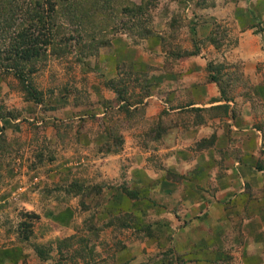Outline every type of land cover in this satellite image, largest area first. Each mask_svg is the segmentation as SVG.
<instances>
[{
  "label": "rangeland",
  "instance_id": "1",
  "mask_svg": "<svg viewBox=\"0 0 264 264\" xmlns=\"http://www.w3.org/2000/svg\"><path fill=\"white\" fill-rule=\"evenodd\" d=\"M130 3L142 6L134 16L137 25L147 18L152 34L145 38L134 37L126 21L134 19L119 12ZM83 5V22L59 15L40 32L50 39L29 74L41 95L38 103L24 100L9 67L5 47L13 26L0 32V105L17 114L0 131V264H264L263 251L250 254L261 257L259 263L246 258L248 241L231 243L221 259L209 258L191 241L192 226L202 225L200 214L216 210L208 206L216 178L190 176L195 153L184 139L196 124L193 135L210 139L212 125L229 123V116L208 113L202 125L190 115L192 84H212L221 102L230 99L228 111L240 106L241 119L258 124L264 136L258 88L264 81V0H107L96 16ZM98 39L109 43L96 48ZM119 78L118 86L134 98L126 108L108 86ZM159 115L167 127L153 139ZM114 125L122 126L116 130L120 150L98 153ZM167 171L177 180L165 179ZM73 179L82 187L101 185L100 192L83 199L70 194ZM243 191L249 192L246 186ZM88 220L97 225L94 233L84 226ZM68 236H74L72 245L58 247Z\"/></svg>",
  "mask_w": 264,
  "mask_h": 264
},
{
  "label": "crops",
  "instance_id": "2",
  "mask_svg": "<svg viewBox=\"0 0 264 264\" xmlns=\"http://www.w3.org/2000/svg\"><path fill=\"white\" fill-rule=\"evenodd\" d=\"M209 85L192 84L190 89H193V92L189 93L191 97H188V106L192 109L197 107L207 109L198 120L202 125L206 123L208 113L222 118L229 116V123L227 122L222 129H218L216 124L212 125L210 139L208 137L198 139V134L193 135L197 131V124L194 125L195 129L184 135V139L192 141L191 148L195 153L192 166L194 173L190 176L196 181L207 176L216 178V190L210 196L212 204L208 202V206L214 205L216 210L214 212L211 210L210 216L206 213L200 214L203 218L202 225L192 226L196 231L191 241L211 255L209 257L211 259L216 258L215 254L220 259L225 257L231 251L229 250L231 243L246 246L248 241L250 247L246 249L247 251L243 250V253L249 261L259 263L261 257L252 258L250 254L264 253V136L260 133L262 128L258 124L254 126L253 121L249 123L247 119H241L243 111L241 112L240 106L235 104L228 111L227 101L230 99L221 102L216 89L212 84ZM258 88L259 96L264 97L263 80ZM215 105L216 109L211 108ZM223 112L225 113L222 114ZM193 114L194 111L191 110L190 115ZM208 140L206 146L205 141ZM199 143H202L200 147ZM220 167L224 171L218 170ZM167 174L169 176L165 179L177 180L172 177L174 174L172 171H167ZM244 186L249 192L243 191ZM187 244L188 242H185V245Z\"/></svg>",
  "mask_w": 264,
  "mask_h": 264
},
{
  "label": "trees",
  "instance_id": "3",
  "mask_svg": "<svg viewBox=\"0 0 264 264\" xmlns=\"http://www.w3.org/2000/svg\"><path fill=\"white\" fill-rule=\"evenodd\" d=\"M103 1V0H102ZM102 1L98 2L96 0H0V32H5L4 28H11L13 26L14 33L10 36L8 35V42L6 43L5 51L8 52L10 55H7V59L12 61V64H10V68H13L14 74H16L17 79L19 80V89L22 92L24 96V100L26 102L33 101L35 103H38L41 101V95L36 90L34 84L30 80L29 74L36 69L37 66H39V62L37 61L39 57L44 53V47L49 43V37L46 38H40V32H42L44 29H49L51 26V22L54 20L55 17L59 15H66L68 17H71L75 19L78 22H83L84 20L79 19V16L85 15L87 11L84 8L83 3H86L88 8L91 12H95L96 15H102V9L105 7L107 0H105L103 3ZM99 3H102L99 6ZM99 6V7H98ZM5 8H9L11 11L8 15H2V11ZM124 10H120L119 12L124 16L128 17L129 19H134V22H130L128 20L127 24L130 26L128 28H131V33L134 37L138 38H145L150 33V28L145 25L147 22V18L143 17L141 21V25H137L135 14L139 12L141 15L142 6L141 5H130L124 6ZM118 7L114 9L112 14L106 15L104 19V26L106 27L111 19H113L114 16H116L118 13ZM25 12V14H24ZM50 13L46 19L45 16L47 13ZM129 15H128V14ZM95 18V17H94ZM93 23L96 24V22L93 20ZM135 26L134 29L132 27ZM111 32H113L111 30ZM137 35V36H136ZM61 39V38H60ZM109 41L106 39H98L94 42L95 47L101 45H108ZM216 46L217 43H216ZM3 52L2 49H0V54ZM9 65V64H8ZM121 68L119 69L120 74ZM126 75H129L131 73L124 72ZM137 76V75H135ZM120 81L119 79H116L115 82L110 80L108 81V86L113 90L114 94L116 95V101L119 107L129 105L131 101L134 99L131 97V101L129 100L130 96H126L127 90L124 86L119 87L118 83ZM144 93L138 96L137 101H141L142 97L145 95H148V90L143 91ZM223 92V89H222ZM76 102H78L76 100ZM211 108L216 109V105L212 106ZM139 111L143 110V107L140 106L137 108ZM194 116H196V119L198 121V116L200 115L201 111H206V108H199L193 109ZM197 111V112H196ZM223 112L222 114H224ZM234 115V113H231ZM14 115V116H13ZM10 113L3 111L2 105H0V131L3 130V128L6 125L7 119L14 118L17 114L16 113ZM167 123L161 119V116L159 115V118L154 122L153 128L150 132L153 134L151 137L153 139H156L161 133H163L166 130ZM121 125H115L113 127H109L108 131V138L110 140H105L104 142L100 143L96 149V151L99 153L104 154H110V153H117L121 146L123 139L120 136V134H117L118 129H121ZM212 137V136H211ZM209 143L208 141H205V145L207 146ZM211 144V143H210ZM101 185L97 184H90L85 185L82 187V181H78L77 179H73L69 183V192L73 195H79L80 198L83 199V197H91L90 193L93 190H96L97 193L100 192ZM122 191L126 194H132L131 191H128L127 188L124 186L121 188ZM89 197V198H90ZM95 202V200H93ZM93 220H88L84 223L85 228L89 232L94 233L97 229V225H95ZM121 224H123L125 227L128 226V223L122 218L119 220ZM108 225L110 224L107 223ZM150 235L155 234L151 231H149L148 228L145 229ZM146 232V233H147ZM73 237L74 236H68L63 241H60L58 243V247H65L70 246L73 243ZM88 236L86 235L83 238V248L87 249L88 247ZM240 242V240H238ZM58 248V251L61 252V249ZM170 248H168V251ZM79 252V251H76ZM79 254V253H78ZM177 262V258L175 256L173 257ZM57 264V263H56ZM170 264V263H168Z\"/></svg>",
  "mask_w": 264,
  "mask_h": 264
}]
</instances>
